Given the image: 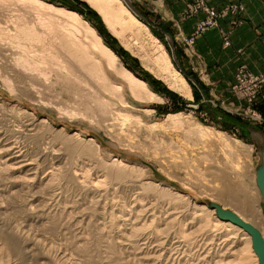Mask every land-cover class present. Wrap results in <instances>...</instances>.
<instances>
[{"label": "rangeland", "instance_id": "rangeland-1", "mask_svg": "<svg viewBox=\"0 0 264 264\" xmlns=\"http://www.w3.org/2000/svg\"><path fill=\"white\" fill-rule=\"evenodd\" d=\"M43 1L82 11L76 12L95 27L123 66L143 79L159 98L149 100L133 95L125 79L98 54L108 78L120 86L126 102L121 105L112 97L113 107H121L119 114L128 115L126 123L115 115L101 122L77 110L76 97L63 87L49 85L55 80L53 74L43 76L33 70L46 82L42 84L14 76L9 70L0 71V264H230L238 256H243L246 264H254L238 241L244 236L213 221L214 216L219 217L215 206L236 214L231 201L219 198V192L212 187L216 170L222 165L219 162L225 157L237 159L238 155H224L220 144L196 140L189 130L193 120L246 144L238 152L237 161L245 184L250 185L249 199L259 206L264 219V203L256 183L262 165L264 117L256 111L262 122L252 120L247 103L235 93L234 106L227 101L220 103L219 96L203 95L197 83L188 79L173 60L171 38L139 18L130 0L123 2L162 43L173 66L188 82L191 97L172 89L147 68L141 57L111 32L88 1ZM36 12L51 14L32 2H0V19L7 20L1 26L21 14L33 21ZM79 34L83 37L84 31L81 29ZM36 53L31 55L40 57L43 52ZM3 55L0 61H6ZM28 113L45 117L51 123L35 121ZM177 113L190 114L192 120H166L168 114ZM132 115L140 121L133 120ZM155 122H160L159 127H148ZM60 126L65 130H60ZM73 131L85 137L79 139L71 134ZM86 136L93 137L99 147ZM4 145L19 152L20 159L31 165L8 169L13 165L10 160L2 163L7 156ZM113 156L129 164L118 168L112 163ZM170 156L178 163L184 162L183 168H172ZM131 163L140 169L131 168ZM147 178L174 187L185 196L147 192L140 188V182H147ZM201 205L205 207L200 208ZM205 213L207 216L202 218ZM208 221L212 222L210 227H203ZM7 233L14 236L21 251L13 252L3 243ZM229 250L238 255L234 258Z\"/></svg>", "mask_w": 264, "mask_h": 264}, {"label": "bare ground", "instance_id": "bare-ground-1", "mask_svg": "<svg viewBox=\"0 0 264 264\" xmlns=\"http://www.w3.org/2000/svg\"><path fill=\"white\" fill-rule=\"evenodd\" d=\"M5 1L9 0H0L2 3ZM19 1L22 3H36L42 10L47 9V11L49 10L51 14L46 15L41 12H36L37 16L33 21L30 18L27 19L26 15L21 14L15 17V19L10 20V22L8 21L9 23L5 25V27L1 26V23H6L7 20L5 21L4 19L1 21L0 19V55L4 54L5 56H3L6 57V61H0L4 62L2 64L0 63L1 72L2 70L3 72L5 70H9L15 74L14 76L19 78H28V81L30 79V81L34 80V82L36 81L42 84H45L46 82L42 81V77L39 75L40 73L38 74L37 72L32 71H40L43 73V76H48V74L51 73L53 74L55 80L53 82L50 81L51 83L49 82V85H60L67 90V92H70L73 96H75L76 99L74 100V103L77 104L76 109L80 112L82 111L85 117H97L99 121L105 122L111 116L115 115L118 119H121L122 122L125 121L126 123L128 115L119 114L118 111L121 110V107H113L115 103H113L111 99L112 97L117 99L120 103H122L121 105L126 103L122 100L120 86L117 85V83L115 84L113 81H110L111 78H108L109 75L106 74L107 72H105L103 65L100 60L97 59V55L99 54L103 56L107 60L108 64L111 65L113 69H115L125 79L128 86L127 88L133 95L143 96V98H147L149 100L159 98L148 88L147 83L143 79L135 76L130 70L123 66L121 60L103 41L101 35L95 27L89 21L85 20L80 13L70 10L67 7L43 0ZM86 1L99 11L111 32L117 35L124 45L133 53L141 57L143 64L147 68L153 70L154 73L159 78L163 79L172 89L177 90L187 98L191 97L188 82L179 70L173 66L169 54L163 47L162 43L150 32L148 27L132 13L123 0ZM81 29L84 31L83 37L79 34ZM129 34L132 38L128 36ZM38 44H42L40 49L35 47ZM38 50L43 52L40 57H37V55H39L37 54ZM35 52H37V55H31ZM46 73L48 74L46 75ZM25 111L27 113V110L24 109V113ZM132 116H134L133 120L140 121L138 116ZM180 117L181 119L183 118L182 121L184 119V121L188 120L189 122L192 120L190 114L184 115L181 113L168 114L166 116V120L173 121ZM32 118L40 123L49 122V120L45 117H35L32 115ZM191 122L193 127L189 130V132L194 134L196 140L201 139V141L207 143L216 142L224 149H227V151L221 149L224 155H228L230 153L238 155L237 159H234L233 157L228 159L225 157L224 161H218L219 164L222 165L218 167V170H216L213 179L214 185L212 188L213 190H217L219 192V198L222 199L225 197L226 200L231 201L233 211H235L242 221L250 223L259 230L261 235H264V219L261 218V210L258 205L254 204L253 201L249 199L252 195V192L248 193L250 185L245 184L243 180L244 173L242 166H239V162L237 161L239 160L238 152H240L241 149L246 148V144L220 129L214 128L210 125L195 123L193 120ZM159 124L160 122H155L148 127H159ZM30 125L32 124H29L28 126ZM59 129L65 130V127L60 126ZM71 134L73 136H78V138L85 137V135L79 131H73ZM87 138L88 141L99 147L98 142L93 137ZM5 149L6 150H4V152L6 151L5 153L7 156L2 163L9 160L13 163L10 164L11 166L13 165V167L8 169L11 170L13 168L14 170L25 167L27 168L31 165L28 160V162H26L25 159H20V155H18L19 152L17 153L13 151L12 147L6 146ZM248 150L250 151V149ZM203 157L205 158V156ZM169 158H171V160H169V164L172 168H183L184 162L178 163V161L173 159L174 157L172 156ZM112 163L118 168H125L126 163L129 164L128 161L115 156H113ZM161 163H164V161L161 160ZM131 164L134 165L131 166V168L140 169L139 165L137 166L135 163ZM205 170L209 171L207 168H205ZM204 176L205 174L202 173V177ZM147 179V182H140V188L147 192L155 191L159 194L163 192L166 194L174 193L175 195L185 196L179 193L174 187L156 183L152 178ZM131 182L134 183L135 181ZM254 188L256 189V187ZM254 197L256 198V196ZM203 207L205 206H200V208ZM202 216V218H205L204 216H207V213ZM213 221H215L220 227L223 226L224 228L227 227L232 229V231H239L244 236L238 240L240 245L241 243L244 245L242 248L250 253L249 257L252 256L251 258H253L252 260L254 261V264H258L257 255L252 248L251 236L247 231H245V229L231 221L229 218H219L214 216ZM215 222L213 223L215 224ZM210 224H212V222L206 223V226H204V222L202 226L210 227ZM5 235L3 243L7 245L9 250L18 252L21 247L18 246L15 238H13L14 236L9 235L8 233ZM234 251H230V254L235 258L238 254ZM235 259L236 260L233 259L234 262L232 261L233 264H246L243 256H238Z\"/></svg>", "mask_w": 264, "mask_h": 264}, {"label": "crops", "instance_id": "crops-1", "mask_svg": "<svg viewBox=\"0 0 264 264\" xmlns=\"http://www.w3.org/2000/svg\"><path fill=\"white\" fill-rule=\"evenodd\" d=\"M130 0L139 18L169 36L174 45L173 60L181 72L197 83L203 95L221 97L220 103L236 105L232 92L240 66L254 75L264 73V0ZM238 3L242 10L227 7ZM206 9L216 12V24L198 36L187 47L180 37L190 36L197 23L206 17ZM225 36L228 44H225ZM256 103L248 110L264 117V84ZM264 133V129H261Z\"/></svg>", "mask_w": 264, "mask_h": 264}, {"label": "built area", "instance_id": "built-area-1", "mask_svg": "<svg viewBox=\"0 0 264 264\" xmlns=\"http://www.w3.org/2000/svg\"><path fill=\"white\" fill-rule=\"evenodd\" d=\"M197 6L195 7H190V11L192 13H195L196 10L199 8L201 5L200 0H192ZM228 10L231 11H241L242 7L238 5V3L229 5L227 7ZM216 24V12L211 9H206V17L202 20H200L193 33L188 36L183 38V43L186 46H191L195 39L200 36L204 31L209 29L210 27H213ZM225 44H228V40L225 36ZM264 84V73L260 75H254L248 70L245 69L244 66H240L237 73H236V78L235 82L232 85V91L233 93L240 95L247 104H253L256 103L259 98L261 97V87ZM248 110V109H247ZM249 112V117H251L252 120H261V116L254 110H248ZM264 121V120H263ZM260 122V123H261Z\"/></svg>", "mask_w": 264, "mask_h": 264}, {"label": "water", "instance_id": "water-1", "mask_svg": "<svg viewBox=\"0 0 264 264\" xmlns=\"http://www.w3.org/2000/svg\"><path fill=\"white\" fill-rule=\"evenodd\" d=\"M262 135L263 139L260 144V149L262 152V165L257 171L256 183L264 203V133ZM215 208L219 217L229 218L231 221L241 226L243 229H245V231L250 234L252 240V248L257 255L258 264H264V235H261L259 230L250 223L242 221L236 214L230 211H225L219 206H215Z\"/></svg>", "mask_w": 264, "mask_h": 264}, {"label": "trees", "instance_id": "trees-1", "mask_svg": "<svg viewBox=\"0 0 264 264\" xmlns=\"http://www.w3.org/2000/svg\"><path fill=\"white\" fill-rule=\"evenodd\" d=\"M72 9H74V10H76V11H79V12H80V10H78V9H76V8H72ZM80 13H82V11H81Z\"/></svg>", "mask_w": 264, "mask_h": 264}]
</instances>
